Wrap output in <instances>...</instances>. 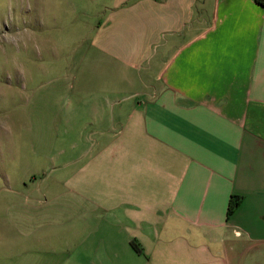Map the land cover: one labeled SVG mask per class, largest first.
Wrapping results in <instances>:
<instances>
[{
  "label": "crops",
  "instance_id": "obj_1",
  "mask_svg": "<svg viewBox=\"0 0 264 264\" xmlns=\"http://www.w3.org/2000/svg\"><path fill=\"white\" fill-rule=\"evenodd\" d=\"M53 2L66 66L6 86L34 156L23 262L264 264V0Z\"/></svg>",
  "mask_w": 264,
  "mask_h": 264
},
{
  "label": "rangeland",
  "instance_id": "obj_2",
  "mask_svg": "<svg viewBox=\"0 0 264 264\" xmlns=\"http://www.w3.org/2000/svg\"><path fill=\"white\" fill-rule=\"evenodd\" d=\"M54 5L53 0H0V264H28L23 262L28 254L25 243L38 236L33 230L21 228L25 208L21 201L28 191L15 184V179L24 174L22 168L27 166L26 159L34 158L28 153V143L25 145L23 140L22 116L14 114L15 103H21L25 96L19 90L9 92L6 86L7 82L22 80L18 75L22 70L66 66L67 61L61 56L60 61L54 57L62 54H57L56 48H63L62 52L66 53L74 47L70 35L72 28L69 27L71 17L65 13L63 40L66 44L58 43L56 38H52L51 43L42 39V33L47 32L43 21L53 20ZM8 116L11 121L9 141L18 137L14 149L21 153L16 161H12L7 153Z\"/></svg>",
  "mask_w": 264,
  "mask_h": 264
},
{
  "label": "trees",
  "instance_id": "obj_3",
  "mask_svg": "<svg viewBox=\"0 0 264 264\" xmlns=\"http://www.w3.org/2000/svg\"><path fill=\"white\" fill-rule=\"evenodd\" d=\"M241 202H242V198L241 197H239V196H233L232 197V199L230 201L229 208H228V218L240 206ZM136 248H137V246H136ZM137 250H139V249L137 248Z\"/></svg>",
  "mask_w": 264,
  "mask_h": 264
}]
</instances>
